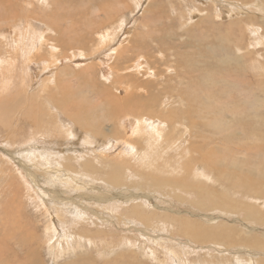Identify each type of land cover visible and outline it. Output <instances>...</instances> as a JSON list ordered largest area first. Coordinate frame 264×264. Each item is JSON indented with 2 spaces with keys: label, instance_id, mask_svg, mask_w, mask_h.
I'll list each match as a JSON object with an SVG mask.
<instances>
[{
  "label": "rangeland",
  "instance_id": "rangeland-1",
  "mask_svg": "<svg viewBox=\"0 0 264 264\" xmlns=\"http://www.w3.org/2000/svg\"><path fill=\"white\" fill-rule=\"evenodd\" d=\"M1 1L10 23H0V66L8 65L18 36L21 41L15 91L0 98V137L6 121L18 139L4 146L0 138L8 168L0 175V264H114L125 254L133 256L129 264H189L183 255L232 264L230 254L177 247L172 238L196 229L239 235L264 229V1L235 0L250 5L251 16L235 15L243 10L232 12L222 0ZM27 23L43 30L33 37ZM66 130L76 137L67 140ZM19 146L40 148L26 152L33 163L48 152L51 164L64 150L56 167L83 188L60 192L80 194L82 209L102 217L84 212L100 226L86 229L90 240L74 238V248L63 244L64 255L52 254L59 245L45 222L51 210L34 193L43 189L27 186L30 175L21 177L12 159ZM125 150H134L135 163L123 159ZM8 179L16 180L12 194ZM99 195L103 208L118 206L133 224L115 225L93 208ZM20 204L29 214L18 219L13 211ZM141 205L146 219L158 222L136 252L129 249L133 242L104 249L113 236L139 237L133 229H143ZM22 232L40 239L39 248L26 246Z\"/></svg>",
  "mask_w": 264,
  "mask_h": 264
},
{
  "label": "bare ground",
  "instance_id": "bare-ground-1",
  "mask_svg": "<svg viewBox=\"0 0 264 264\" xmlns=\"http://www.w3.org/2000/svg\"><path fill=\"white\" fill-rule=\"evenodd\" d=\"M137 1L141 3V0H137ZM223 1L229 2L227 4L233 5L232 7H234L235 9H239L243 5H245L244 3H241V4L236 3L235 0H233L232 2H230L229 0H223ZM239 1H241V0H239ZM216 3H217V0H216ZM2 5L4 6V2L0 0V8ZM217 7H219V6L217 5ZM157 8L159 9V7H157ZM219 8H221V7H219ZM8 9L5 8L4 12L0 13V23H2L4 25L7 23H10L9 22L10 17H8L6 14V13H9ZM223 11H227V10L223 8ZM147 13H149V12H147ZM11 14H13V13H11ZM221 14H222V8H221ZM222 16H224V14H222ZM13 21H15V20H13ZM155 22L158 23L159 20L155 21ZM9 25L11 27L17 26V24L15 22H13ZM27 27L32 32L33 37H36L37 34L43 30V28L38 24L33 25L31 23H27ZM1 30H5V29H1ZM7 32L10 33V31H7ZM22 40L24 43H26L25 36H23ZM17 41H21V38L19 36H18ZM17 41H14L12 44L13 54L10 55L8 58V65H6L4 67H2V65L0 66V90H1L0 98L3 97L4 100H6L7 92L10 93V91H12V90L15 91L14 83L16 81V75H17V62L20 59V54H19L20 53V50H19L20 44ZM105 42H106V40H105ZM40 43H41V47L46 45V41H44V40H41ZM32 46H33V40L31 38V40L30 39L27 40L28 50H30ZM0 47H2V45ZM39 48H40V46H39ZM111 52H113V51H111ZM118 55H119V57L121 56L120 54H118ZM110 57H111V55L109 56V58ZM24 69L26 71L28 69L27 65H26V59H25ZM103 69L105 70V67ZM102 75H103V77H106L103 73H102ZM24 78L25 79L28 78V73L25 74ZM98 91H100V90L96 89L95 86L92 88V92H94V94L97 97H99V98L103 97L102 95L104 94V91H100V92H98ZM13 98H15V94L13 96H11V98L9 100H11ZM3 123L5 125L6 132L4 134H2L0 137L2 140V144L4 146L18 145V139L12 137L7 130V127H8L7 122L3 121ZM139 127H140V125H138L137 129ZM66 137H67V140H69L68 139L69 137L74 138L76 136H75L74 132L66 130ZM89 143L95 147H98L97 144H95L91 141ZM39 149L40 148L37 146H31L28 149L30 151H27L26 149H22V147L19 146L16 149V151L12 154V159L15 162V164L18 168V172H19L21 177H24L25 175H30V180L26 182L27 186L33 187L34 190H37L38 188L43 189L41 193L37 192V191H34V193L37 195L38 200L43 199L44 201L48 202V205L45 208L51 210V212H52V213L49 212L51 214V217L45 221L47 223V229L49 231L48 233L50 234V236L52 235L51 236L52 238H55V237L58 238L59 248H56L55 251H52V252H54L52 254L64 255V253H66V251H64L65 250L64 248H61V246L63 244H68V248H74V246L71 244V241L74 238H77L80 241L90 240L91 238L85 234L86 229L89 227H92L94 224L96 226H100L99 223H95L92 219L84 216V212H88V213L92 214L93 216H95L99 219L102 217L98 213H96L94 210L82 209V202L80 200L82 198V196L80 194L67 197V196H64L62 192H60L59 188H61L62 186L70 187L73 192H81V190L83 188L82 185L76 186V184H75L76 177L75 176H71L70 179H67L66 177L69 174L67 172L63 171L65 176L60 175V171L56 167V165L60 162L62 155L65 154V151L61 150V157L56 158L54 160V162L51 164H50V162L53 159V156L48 152H45V154L43 156H41V158L38 160L39 162H41L43 164L33 163V162L26 159L27 158L26 152H31V151L39 150ZM5 152L6 151L4 148H0V162L2 164V168L0 169V175H1V172H2V175H6L8 173V168L4 165V159H5L4 154H5ZM124 153L126 154V156H123L124 160H129L130 162L135 163L136 159L134 157V150H125ZM24 164L34 166L33 167L34 170L31 171L29 169L30 166L26 165L25 166L26 171H25L24 166H23ZM137 165H141V167H144V165L140 161L137 163ZM48 169L51 170V176L48 175ZM5 184H6L5 188H7L9 193L12 194L13 193V187L16 184V180L15 179H8V180H6ZM93 202H94V205H92V207L100 210L102 212V214L108 216L112 221H115V222H112L115 225L129 226V225L133 224V221L131 218H125V216L119 212L118 206L111 205L107 208H103V196H100V195L96 196L95 199L93 200ZM8 205H9V199L7 200V198H6L5 207L7 208ZM38 207L40 208V206H38ZM138 209L142 211L140 213L139 219L141 221H143V224H142L143 229H133V232L138 233L139 237L138 236H124V237L117 238L116 236H113L111 238V241L109 242L110 244L108 243V244H105L103 246L104 249L106 247L112 251L113 248H116L117 246H120L121 244L123 245V243H125V242H133V244H129L130 245L129 249H132L134 252H136V249H137L136 243L140 241V237L141 238L145 237L146 233L148 231H151L157 225V222H158V221H151L149 219H146V214L143 212L145 209L144 205L139 206ZM134 211H136V208L131 209V215H135ZM27 213L29 214V211L26 209L25 204H24V207L22 206V204H20L18 206V208L13 211L14 217L18 218V219L22 218L21 214L24 216V215H27ZM151 222H153V226H152ZM20 223L23 224L25 222L21 220ZM255 229H256V227H254V228L249 227L248 231H259V228H257V230H255ZM248 231H245V232H248ZM262 231L264 232V229H262ZM230 232H232V231H230ZM230 232H221V233L216 232L214 234H209L206 231L201 232V230L196 229L195 232H190L188 234H184L180 231H177L176 233L178 235H182L184 237H186L188 235H192L195 246L193 248L189 245L188 242L180 243V242L174 240L173 238H172V242L173 243H179L180 245L175 244L177 247L185 246L189 250H194L195 248L198 247L206 253H209L213 250V251L219 252L221 254H223V253L230 254V256L232 258V264H234L233 263V255L238 253V252H240V253H244V252L238 251L235 253H229V252H226L224 250H218L216 248L218 246H224L226 243H232L235 245V241L221 242V240H220V238L222 236L229 235ZM21 235H22L21 241L24 244H26V246H28L30 248H34V247L39 248L38 245L40 244V239L36 240V238H30L27 236V234L25 232H22ZM175 236H176V234H175ZM204 239L207 240L209 243H211V247L209 249H203L201 247V243ZM242 245L249 246L248 244H245V243ZM257 250H259V249H257ZM111 251H109L108 253L106 251L105 252L107 254H109ZM102 253H103V251H102ZM249 253H252V252H249ZM184 257L186 259H184ZM191 257L192 256H190V255H183V257L180 256L182 263L184 262V260H188L189 264H193V262H194V264H196L197 262H198V264H200V261H199L197 256L195 259L194 258L191 259ZM59 260H60V258H59ZM132 261H134L133 256L125 254V255H121L119 260L114 264H129Z\"/></svg>",
  "mask_w": 264,
  "mask_h": 264
},
{
  "label": "flooded vegetation",
  "instance_id": "flooded-vegetation-1",
  "mask_svg": "<svg viewBox=\"0 0 264 264\" xmlns=\"http://www.w3.org/2000/svg\"><path fill=\"white\" fill-rule=\"evenodd\" d=\"M243 235H239L232 231L229 235L222 236L220 238L221 242L224 241H235L237 239L241 240L242 237L246 238L242 244H248L251 248L259 249L258 252L252 253H236L233 255L234 264H264V232L263 231H248L240 232ZM198 264V262L196 263Z\"/></svg>",
  "mask_w": 264,
  "mask_h": 264
},
{
  "label": "trees",
  "instance_id": "trees-1",
  "mask_svg": "<svg viewBox=\"0 0 264 264\" xmlns=\"http://www.w3.org/2000/svg\"><path fill=\"white\" fill-rule=\"evenodd\" d=\"M176 232H175V234H176ZM175 234L173 236V239L174 240H176V241H178L180 243L188 242L189 245L194 248L195 244H194V240H193V236L192 235H188L186 237H184L182 235H179L181 237V239H183V242H181L179 239H177V236H175ZM203 242H206V243H203ZM201 247L203 249H209L211 247V244H209V242L204 239L202 241V243H201ZM216 248L218 250H224V251L229 252V253H235V252H238V251H241V252H244V253L257 252V251H259L257 249L250 248L247 245H242V246L237 247V245H234L232 243H226L224 246H218Z\"/></svg>",
  "mask_w": 264,
  "mask_h": 264
},
{
  "label": "crops",
  "instance_id": "crops-1",
  "mask_svg": "<svg viewBox=\"0 0 264 264\" xmlns=\"http://www.w3.org/2000/svg\"><path fill=\"white\" fill-rule=\"evenodd\" d=\"M223 1V0H222ZM260 1V0H259ZM262 1H264V0H262ZM261 3V2H260ZM219 7H221L222 8V6H219ZM250 5H243L241 8H239V9H235L234 7H232L233 9H232V12H236V11H239V10H243V12L242 13H236L235 15H237V16H240V15H242V14H250L249 16H251V14H252V9H250ZM258 9H261V6H259V8ZM224 12H227V11H224ZM222 13H223V8H222ZM239 18V17H238ZM253 19H255L254 17H252ZM241 22H245V20L242 18L241 19ZM254 23H255V21L254 22H250V24L252 25L251 27H254ZM229 25H231V26H233V27H235V25H237V23H230ZM262 26V24H260L259 23V26H257V27H261ZM239 29H241V30H243V26H241V28H239ZM250 31H257L258 32V30L256 29V30H253V29H251Z\"/></svg>",
  "mask_w": 264,
  "mask_h": 264
}]
</instances>
